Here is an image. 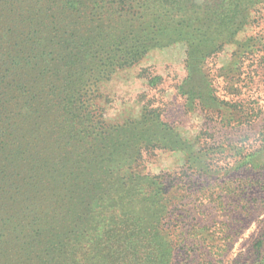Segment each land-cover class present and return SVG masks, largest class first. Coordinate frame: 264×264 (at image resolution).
Instances as JSON below:
<instances>
[{"label":"rangeland","instance_id":"rangeland-1","mask_svg":"<svg viewBox=\"0 0 264 264\" xmlns=\"http://www.w3.org/2000/svg\"><path fill=\"white\" fill-rule=\"evenodd\" d=\"M252 1L246 24L219 52L189 58L186 44L175 42L112 66L105 76L98 51L92 59L85 56L83 70L65 83L49 48L37 53L31 42L16 38L5 11L0 221L14 220L26 203L38 201V174L52 170V183L59 178L69 196L85 186L86 201L95 195L93 187L102 189L80 231L87 248L99 215L119 204L116 196L109 199L114 191L105 190L108 184L127 183L131 171L162 175L161 199L167 202L158 203L165 212L155 221L168 245L158 247L156 264H264V0ZM213 99L229 106L219 115ZM112 151L122 155L96 168L92 157ZM197 151L200 157L188 167L186 158ZM9 230L0 222V264L23 259L7 243ZM150 255L145 249L139 264H151Z\"/></svg>","mask_w":264,"mask_h":264},{"label":"trees","instance_id":"trees-1","mask_svg":"<svg viewBox=\"0 0 264 264\" xmlns=\"http://www.w3.org/2000/svg\"><path fill=\"white\" fill-rule=\"evenodd\" d=\"M252 2L12 0L6 5V0H0V18L5 17V11L11 13L6 18L8 28H13L16 38L22 36L31 42L32 50L41 53L48 47L55 58L56 76H61L65 83V77L70 79L83 70L81 62L85 56L92 59L98 51L100 72L105 76L112 66L132 63L149 49L175 42L186 44L189 58L219 52L220 47L246 24L244 13ZM213 100L219 104L216 109L219 115L229 106V102ZM233 108H238V104ZM120 155L117 151L106 155L96 153L92 162L97 168L116 161ZM137 156L127 157L136 159ZM199 157L200 151L188 156L187 166H191L193 158ZM202 165L208 167L205 161ZM53 172L42 170L38 174L34 185L37 190L42 189L37 191L38 201L26 203L16 212L14 220L11 217L7 222L0 221L10 229L6 232L7 243L13 244L23 255L22 260L18 256L9 264H131L129 260L133 258L136 263L132 264H139L145 249L151 251V264H156L158 247L168 245L155 221L165 212L164 207L158 208V203L167 202L161 199L166 186L162 175L143 176L131 171L126 174L127 183L108 184L105 190L113 188L114 191L109 199L116 196L120 208L118 205L106 207L97 220L99 228L93 233V244L84 248L81 245L84 232L80 231L92 203H98L97 199L101 198L102 189L93 187L95 195L86 201L81 195L85 186L80 187L79 193L69 196L70 189L58 185L59 178L52 183ZM52 206L54 210L49 211ZM79 211L84 212L83 217ZM2 239L0 234V242ZM4 249L0 243V250Z\"/></svg>","mask_w":264,"mask_h":264}]
</instances>
